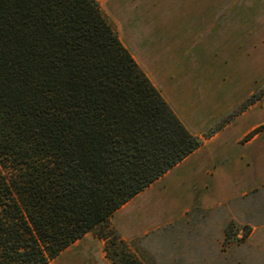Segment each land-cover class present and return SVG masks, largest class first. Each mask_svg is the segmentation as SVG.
I'll return each instance as SVG.
<instances>
[{
    "label": "trees",
    "instance_id": "1",
    "mask_svg": "<svg viewBox=\"0 0 264 264\" xmlns=\"http://www.w3.org/2000/svg\"><path fill=\"white\" fill-rule=\"evenodd\" d=\"M222 126L186 128L98 0H0V264H47L89 231L143 264L111 215Z\"/></svg>",
    "mask_w": 264,
    "mask_h": 264
},
{
    "label": "rangeland",
    "instance_id": "2",
    "mask_svg": "<svg viewBox=\"0 0 264 264\" xmlns=\"http://www.w3.org/2000/svg\"><path fill=\"white\" fill-rule=\"evenodd\" d=\"M227 5L231 7L223 16L227 42L204 44L209 55L199 54L203 49L199 45L165 46L180 59L134 60L161 95H169L171 108L180 107L177 114L192 124L193 131L208 123L196 135L202 137L232 121L242 127L239 145L250 140L254 155L250 171L263 173L264 157L258 154L264 144V0H228ZM190 48L194 50L187 54ZM222 48L227 49L223 54ZM203 56L211 59H199ZM251 97L254 102L246 106ZM255 128L256 133L247 137ZM253 185L229 206L198 211L189 222L149 235L135 254L143 264H264V249L250 239L251 226L264 228V180L255 179ZM229 227L231 238L225 242ZM246 230L247 236L239 240Z\"/></svg>",
    "mask_w": 264,
    "mask_h": 264
},
{
    "label": "crops",
    "instance_id": "3",
    "mask_svg": "<svg viewBox=\"0 0 264 264\" xmlns=\"http://www.w3.org/2000/svg\"><path fill=\"white\" fill-rule=\"evenodd\" d=\"M98 1L121 43L132 50L129 52L136 60L180 59L175 51L165 46L199 45L203 48L199 54L209 55L204 44L227 42L223 39L226 34L223 16L231 8L227 5L228 0ZM192 50L186 51L187 54ZM224 51L227 49L222 48L221 53ZM199 59L210 60L211 57ZM164 98L170 105L169 95ZM172 108L179 117L180 107L174 104ZM179 119L195 135L202 134L208 124L193 131L189 121L188 124L181 116ZM235 125L232 121L204 138L200 147L111 215L110 226L129 244L132 252L137 254L140 243L149 235L170 231L182 222H189L198 211H216L229 206L232 200L255 188V179L264 180V172L250 171V157L254 156L250 154V140L240 147L242 127L238 129ZM258 156L264 157V144ZM251 228L250 239L264 249V228L256 225ZM47 264L114 263L107 255L106 240L89 231Z\"/></svg>",
    "mask_w": 264,
    "mask_h": 264
}]
</instances>
